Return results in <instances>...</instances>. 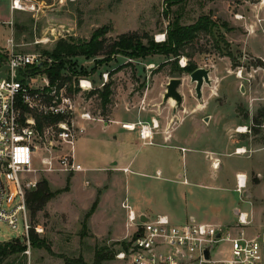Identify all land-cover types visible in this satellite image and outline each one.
I'll return each mask as SVG.
<instances>
[{"label": "rangeland", "instance_id": "rangeland-1", "mask_svg": "<svg viewBox=\"0 0 264 264\" xmlns=\"http://www.w3.org/2000/svg\"><path fill=\"white\" fill-rule=\"evenodd\" d=\"M165 1L63 0L60 4L59 0H44L38 12H16L14 21L7 25L0 23V53H8L5 47L9 46L8 40L13 37L12 50L15 54L45 55L46 52H54L60 40H89L97 29L104 26L110 29L106 36L108 40H116L122 34L136 32L148 35L156 43H164L169 23L178 20L181 26H190L199 18L209 16L217 24L212 33L200 34L185 47L178 58L152 55L133 60L118 55L101 65L97 63L103 57L78 60V74H90L96 69L95 74L82 76L93 82L95 90L102 91L103 83H110L112 89L111 101L106 109L98 94L89 95V92H84L77 95L78 113L88 111L93 118L115 120L107 129L102 124H93V142L90 147H83L82 161L85 165H104L106 156L110 154L113 158H123L119 161L120 164H126L130 160L139 164L153 153H158L167 159L168 164L180 165L182 174L191 165H195V168L207 175L204 179V176L201 178L207 184L211 182V188L183 187L185 193L188 191V198L181 201L184 210L182 205L174 208L177 209L176 213H182L181 219L175 222H185L186 214L189 213L200 223L217 227L230 226L234 234L243 229L246 236H259L264 232V120L258 125L254 119L264 108V0H186L173 6L167 14ZM0 10L4 17L12 18L8 0H2ZM174 63L180 69L195 63L197 68L210 70L211 84L204 85L201 100L197 98L196 84L191 81V73L175 71ZM29 72V68L25 72L19 70L18 75L23 79ZM173 78L182 79L179 92L183 103L175 114L174 105L170 101L163 103L167 85ZM73 81H77V78L73 77ZM143 113L148 114L150 120L141 117ZM151 118H156L158 125L153 129L154 144L144 143L138 131L130 132V136L125 137L123 123L148 121L153 126L155 121ZM241 128L245 129L244 133L240 132ZM186 134L193 140L178 143L172 138ZM245 146L247 149L243 148ZM193 149L214 151L216 159L214 154L198 155ZM239 149H244L245 153L237 156L235 153L238 154ZM42 154L48 156L47 153ZM216 164L218 168L215 170L213 166ZM35 167L37 173L29 176L31 180L41 178V182L48 179L54 188L64 179H58L56 173L45 172L39 161ZM136 167H131L129 173H118L116 189L112 191L118 197L122 196L121 199L124 195L121 188L126 180L144 179L134 173ZM237 170H241L240 175L247 177V187L242 192L235 190ZM153 173L155 174V170L150 174ZM217 177H221V188L218 183L212 182ZM147 181L154 180L148 177ZM245 191L247 195L244 197ZM117 201L120 202L119 199ZM156 203L158 207L150 209L162 212L159 197L156 198ZM118 205L116 203L117 211ZM120 209L123 213L128 212L121 208V204ZM146 210L151 214V210ZM239 212L248 214L249 224L244 228L238 226ZM30 223L33 228H43L42 233H35L40 239L47 241L55 254L51 255L45 249L33 248L31 242L27 245L22 240V234L0 222V243L26 247V251L6 258L0 256V264H65L60 256H82L86 262L92 263L97 249L117 253L125 249L128 242L108 244L105 239L96 242V249H90L83 243L79 244V233H51V230L56 231L60 227L51 226L50 216L45 208L33 219L30 214ZM117 223L118 229L123 228L124 222L122 223L120 216ZM224 248L227 249L228 246L224 244L218 251ZM212 256L218 257L214 254ZM103 264L127 263L114 258Z\"/></svg>", "mask_w": 264, "mask_h": 264}, {"label": "built area", "instance_id": "built-area-1", "mask_svg": "<svg viewBox=\"0 0 264 264\" xmlns=\"http://www.w3.org/2000/svg\"><path fill=\"white\" fill-rule=\"evenodd\" d=\"M43 1L11 0L10 8L12 12L34 13ZM9 43L11 50L6 54V64L11 69L6 79H0V222L22 234V240L30 245V231L35 229L39 234L44 231L32 227L27 206L28 192L37 189L41 179L29 178L37 173L36 163L39 161L45 172L57 175L82 171L75 159L77 140L85 132L81 121L104 120L93 118L88 111L78 113L77 95L95 91L89 78L81 77L74 82L71 93L68 84H51L44 73L43 69L52 64L50 57L15 54L11 39ZM32 67H39L42 72L19 77V70L24 72ZM107 78L106 75L105 81ZM129 124H123L122 128L138 131L144 143H152L156 123L152 126L139 121L131 127ZM246 187L247 177L237 175L238 190L242 192ZM238 215V226L246 227L248 214ZM128 225L134 231L126 248L116 253V259L127 264H264V232L249 237L243 229L234 234L230 226L217 227L194 218L176 224L167 215L144 218L131 209ZM224 244L228 248L218 251ZM213 254L218 257L213 258Z\"/></svg>", "mask_w": 264, "mask_h": 264}, {"label": "crops", "instance_id": "crops-1", "mask_svg": "<svg viewBox=\"0 0 264 264\" xmlns=\"http://www.w3.org/2000/svg\"><path fill=\"white\" fill-rule=\"evenodd\" d=\"M8 1L10 5L11 0ZM1 2L2 0H0V5ZM59 3L62 4L60 1ZM10 12L12 18L9 19L4 17L0 10V23L7 25L8 23L14 21L16 12H12L11 8ZM5 49L9 52L11 50V44L9 43V46L7 45ZM141 117L150 120V116L146 113L141 114ZM151 119H154L156 123V118ZM111 122H115V120L81 121V125L85 128V132L81 134L77 140L75 146V159L76 162L82 166L83 170L71 175H57L58 179H62V177L64 179L54 188L47 179L52 192L62 191L61 193L56 194V196L45 206L46 212L50 216L51 226L60 227V229H57L56 231L51 230V233H79L81 237L85 216L98 199V205L95 212L86 222L88 236L85 238L81 237L83 240L78 237L79 244L83 243L90 249H96V242L102 240L104 241L105 239L108 244L120 243L130 239L134 228H129L128 225L129 209H131L136 215H142L144 218L151 217V215H167L174 223L178 224L175 221H179L181 219L180 215H182V213H176L177 209L175 210L174 208L177 206L180 208V205H182L181 201L184 202L185 199L187 200L188 198V191L185 193L182 188L185 186H196L198 189H207V187L211 188L209 186V183L211 182H208L207 184V182L203 180L207 175H204L200 170L195 168V165H191V168L188 169L185 174H182L180 165L168 164L167 159L158 153H153V155L148 157L146 161H142L139 164H135L133 160L128 161L126 164H120L119 161L123 160V158H113L114 156L109 154L105 158L104 165H85L82 161L81 151L84 146L87 145L90 147V144L93 142V124H102V126L107 129ZM147 123L149 122L147 121ZM124 130L126 131L124 133L125 137L130 136L129 133L131 131L126 129ZM172 138H174V141L178 143L193 140L189 134L184 136L176 135L172 136ZM172 138L170 137V139ZM152 144L154 143L152 142ZM163 147L167 146L163 145ZM168 147L178 148V146L174 145H168ZM243 148L247 149L246 146ZM194 151L197 152L198 155L206 153L212 156V154H214L216 159L217 154L214 151H206V149L202 151ZM228 155L230 156V154ZM235 155L239 156V154L236 153ZM135 165L137 166V170H135L134 173L139 174L142 176L141 178L144 179L135 178L132 181L126 180L125 184L121 188V191L124 190L123 199H121L122 196L118 197L117 194H114V191H112L113 189H116V182H118L117 179L119 176L118 173H129L131 172V167H134ZM215 166L217 165H214L213 168L216 170L217 168H215ZM125 169L128 170L125 171ZM154 170L155 174H150ZM239 171L241 170H237L235 172V184L237 175H240ZM164 175H166V177H164ZM202 176H204L203 179L201 178ZM148 177H152L154 181H147ZM220 181L221 177H217V179L212 182L218 183L220 186L219 188H221ZM235 186V190L240 192L237 189V184ZM66 187L68 190L64 191ZM246 195L247 193L245 191L243 196L245 197ZM157 197H159V202L161 204L159 205V208L162 212L152 211L153 207H158V204L156 203ZM118 199L120 202L117 201ZM116 203L117 205L120 203L121 208L128 210V212L123 213L121 209L119 210L120 204L117 207V211ZM124 205L128 206L129 209L125 208ZM150 207L152 208L150 209ZM183 207L184 205H182V210H184ZM146 208L152 211L151 214L147 212ZM119 216L121 217L122 223L124 222L123 228L120 229L117 228L119 224L117 223ZM186 217L187 219L185 222L190 218L196 219L194 215H189V213L186 214Z\"/></svg>", "mask_w": 264, "mask_h": 264}, {"label": "trees", "instance_id": "trees-1", "mask_svg": "<svg viewBox=\"0 0 264 264\" xmlns=\"http://www.w3.org/2000/svg\"><path fill=\"white\" fill-rule=\"evenodd\" d=\"M185 1L186 0H166V14L170 12L173 6L182 4ZM216 26L217 24L212 21L209 16H203L199 18L194 25L190 26H181L179 21L176 20L175 22L169 23L166 33L167 39L164 43H156L152 38H149L148 35H139L136 32L122 34L116 40H108L106 36L110 29L108 26H104L100 29H97L89 40L74 38L60 40L57 43L54 52H46L45 54L52 59V64L46 67L44 73L49 78L51 84H55L57 82H59L60 85L69 83V92L72 93L74 82L73 77L77 78V81L75 82H78L79 77L89 75L91 76L96 72V69H94L90 74L85 72L78 74L76 68L77 62L80 58L90 60L92 58L103 57L104 59L98 61V65L108 63L118 55H123L133 60L143 59L152 55H164L166 57L173 56L178 58L182 55L185 47L188 44L194 42L202 33H212V29ZM145 40H147V43H145ZM229 56L231 57V55ZM7 60V55L0 53V67L6 64ZM174 66L175 71L182 70L189 73H192L197 69L195 63H190L185 69H180L179 67L177 68V63H174ZM38 72H42V69L39 67H32L30 69L31 74H36ZM64 73H67L68 75H64ZM78 91L79 89H76V92ZM94 94L99 95L102 106L106 109L111 101V84H105L102 91L95 90L89 93V95ZM260 119H262L261 122ZM263 120L264 108L259 111V115L254 119V122L258 125H261ZM66 190H68L67 187L64 189V191ZM61 192L62 191L52 192L47 180L39 182L37 189L28 192L27 206L32 219L38 212L45 208L47 203L52 198H54L56 194ZM97 205L98 199L85 216L84 225L81 232L82 238L88 236L86 222L95 212ZM30 242L33 248L45 249L51 255L55 254L47 241L45 239L39 238V236L35 233V229L30 231ZM21 251H26V247L14 245L12 243H0V256L3 258ZM60 258L64 259L65 264H103L104 262L112 261L114 258H116V253L106 252V249H97L95 251L94 261L92 263L86 262L82 256L78 258L60 256Z\"/></svg>", "mask_w": 264, "mask_h": 264}, {"label": "water", "instance_id": "water-1", "mask_svg": "<svg viewBox=\"0 0 264 264\" xmlns=\"http://www.w3.org/2000/svg\"><path fill=\"white\" fill-rule=\"evenodd\" d=\"M10 65L4 64L0 67V79H6L10 72ZM46 69H43L45 71ZM192 83L196 84L195 92L199 100L202 99L203 87L205 84L210 85V70L205 68H197L194 72L190 74ZM182 85L181 78H173L167 85L166 93L164 94L163 103H168L170 100L175 101L174 103V114L178 108L182 106L183 97L179 92V88ZM244 92V89H242ZM208 120V119H207ZM239 214V213H238ZM206 257L209 258V249L206 251Z\"/></svg>", "mask_w": 264, "mask_h": 264}, {"label": "bare ground", "instance_id": "bare-ground-1", "mask_svg": "<svg viewBox=\"0 0 264 264\" xmlns=\"http://www.w3.org/2000/svg\"><path fill=\"white\" fill-rule=\"evenodd\" d=\"M170 102L172 103V105H174V101H173V100H170ZM129 127H131V124H129ZM155 127H158L157 123H156ZM244 131H245L244 128H241V129H240V132H241V133H244ZM237 153L242 155V154L245 153V150H244V149H239ZM216 165H217V164H216ZM215 168H218V165L215 166Z\"/></svg>", "mask_w": 264, "mask_h": 264}]
</instances>
